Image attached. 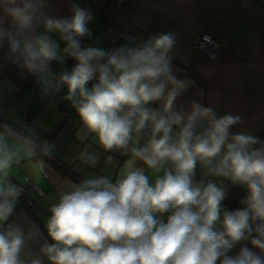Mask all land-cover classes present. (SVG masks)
Here are the masks:
<instances>
[{"label":"clouds","instance_id":"9594fccd","mask_svg":"<svg viewBox=\"0 0 264 264\" xmlns=\"http://www.w3.org/2000/svg\"><path fill=\"white\" fill-rule=\"evenodd\" d=\"M47 7V0H0V47L7 44L8 59L37 77L43 94L66 86L65 99L86 131L105 152L129 158L115 182L94 175L70 184L45 221L52 242L34 253L28 242L41 230L26 232L11 221L22 189L9 177L26 159L43 172L37 156L50 155L51 145L0 125V264H264V144L230 132L242 122L239 116L218 117L196 102L190 112L176 109V98L192 82L173 74L175 36L159 34L111 51L82 47L92 15L76 3L70 18L48 15ZM52 33L66 46L61 49ZM66 56L76 65L54 74L52 62ZM92 80L97 83L88 88ZM153 102L161 107H150ZM79 158L93 167L98 162L87 151ZM137 161L150 170L151 182ZM197 164L207 176L245 185V207L225 210V189L195 181ZM243 240L260 254L242 247L229 255Z\"/></svg>","mask_w":264,"mask_h":264},{"label":"crops","instance_id":"0c3cea01","mask_svg":"<svg viewBox=\"0 0 264 264\" xmlns=\"http://www.w3.org/2000/svg\"><path fill=\"white\" fill-rule=\"evenodd\" d=\"M87 0H47L48 15L70 18L72 4L80 7ZM134 3L130 23L139 31L141 43L159 34H173L176 38L172 50L173 74L182 80L191 81L187 91L175 100L178 111L190 112L193 102L210 107L218 117L233 115L242 122L234 125L232 134L244 133L255 136L264 132V0H132ZM3 13H0L2 16ZM88 23L91 32L90 47L103 48L104 24L92 16ZM11 21L5 20V27ZM208 33L221 44L223 52L217 59L203 58L194 48L196 36ZM52 39L60 43L59 34L52 33ZM127 42L120 43V46ZM7 44L0 47V53ZM1 63V61H0ZM77 61L65 57L63 63L52 62L54 74L71 71ZM91 82V81H90ZM90 82L87 87L89 88ZM67 87L58 92L43 94L38 78L21 91L8 77L0 79V125H11L17 132L38 142L48 139L51 145L50 157L37 156L44 161V171L33 160L26 159L16 165L10 181L19 187L23 177L46 192L38 197L29 191L28 197L37 201L22 208L17 202V213L11 221L26 232L32 226L41 230V236L28 242V249L38 253L40 246L51 238L47 236L45 221L50 208L69 189L70 184H79L86 176H108L115 182L120 168L129 158L119 151L105 152L97 143L95 135L88 133L71 101L65 99ZM160 108V102L149 105ZM199 129H197L198 131ZM97 156L93 167L79 157L82 152ZM108 156L112 163H106ZM137 167L150 170L137 161ZM194 180L212 181L225 189L232 183L223 177L207 176L199 164ZM169 213L160 218L166 222ZM45 264L48 262L45 260Z\"/></svg>","mask_w":264,"mask_h":264},{"label":"built area","instance_id":"2783aa9c","mask_svg":"<svg viewBox=\"0 0 264 264\" xmlns=\"http://www.w3.org/2000/svg\"><path fill=\"white\" fill-rule=\"evenodd\" d=\"M81 8L98 18L104 24V50L111 51L112 49L118 48L122 42L131 43L134 41L135 44H142L138 29L130 23L134 9L132 0H87ZM91 42L92 40L89 36L81 38L82 47H90ZM194 48L199 56L209 59H217L223 52L220 42L208 33H202L196 36ZM0 61V79L6 74V65L16 68L25 76L32 75L27 73L19 64L13 63L8 59V46L6 50L0 53ZM95 83L97 81L92 80L89 88ZM74 112L77 113L75 107ZM34 143L48 145V139L38 140V142ZM44 157L51 158L50 155ZM20 188L22 191L17 202L26 210H28L29 206L37 202L28 197L29 191L34 192L38 197L44 195L46 192L43 188L33 183L27 176L23 177Z\"/></svg>","mask_w":264,"mask_h":264},{"label":"trees","instance_id":"16d2710c","mask_svg":"<svg viewBox=\"0 0 264 264\" xmlns=\"http://www.w3.org/2000/svg\"><path fill=\"white\" fill-rule=\"evenodd\" d=\"M5 70V76L10 78L16 84V86L21 89V91L28 87L34 81V79L37 78L35 75L25 76L24 74H21L19 70L14 67H10L9 65L5 66ZM254 137L259 140L260 144H264V132H258ZM225 191L226 196L222 201V206L225 210L235 211L245 207V205L241 203V201L247 195V187L245 185L227 183L225 184ZM242 247H248L251 251L260 254V250L254 247L250 240H243L235 245V247L230 251L229 255L234 256L238 254Z\"/></svg>","mask_w":264,"mask_h":264}]
</instances>
